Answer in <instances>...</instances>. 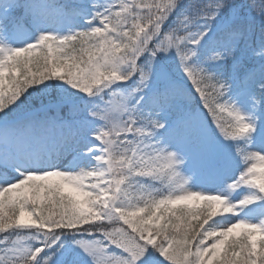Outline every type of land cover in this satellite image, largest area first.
I'll use <instances>...</instances> for the list:
<instances>
[{
	"label": "snow or ice",
	"instance_id": "snow-or-ice-1",
	"mask_svg": "<svg viewBox=\"0 0 264 264\" xmlns=\"http://www.w3.org/2000/svg\"><path fill=\"white\" fill-rule=\"evenodd\" d=\"M0 264H264V0H0Z\"/></svg>",
	"mask_w": 264,
	"mask_h": 264
}]
</instances>
